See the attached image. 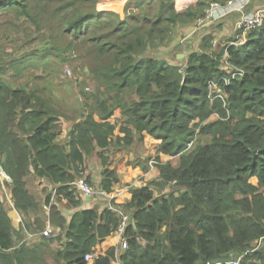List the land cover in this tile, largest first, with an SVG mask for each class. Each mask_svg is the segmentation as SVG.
<instances>
[{"label": "trees", "instance_id": "obj_1", "mask_svg": "<svg viewBox=\"0 0 264 264\" xmlns=\"http://www.w3.org/2000/svg\"><path fill=\"white\" fill-rule=\"evenodd\" d=\"M227 1L196 0L179 12L176 0H130L121 14L122 9L110 3L115 11L101 0H0V16L15 12L39 31L49 29L47 50L61 47L56 39L62 31L84 40L82 54L93 59L82 68L98 81L85 94L91 111L69 118L72 128L61 143L59 122L65 113L56 107V94L44 100L35 87L14 88L0 80V162L13 178L8 190L15 207L24 214L40 209L35 226L26 224L32 232L46 225L40 198L29 190L30 178L48 189L43 203L49 204L54 190L61 208L65 202L68 208L63 218L57 204L51 208L52 224L64 228L59 247H52L54 238L43 237L41 251L24 246L8 254L13 235L23 229L12 223L7 194L0 188V264H47L48 253L57 264H213L228 256L238 258V264H264V28L251 31L245 44L220 51H211L212 38L205 39L202 51L186 60L185 81L183 64L153 53L165 50L171 26L191 24L212 2ZM68 49L70 55L77 51L73 43ZM225 49L230 65L244 74L223 84L228 121L205 124L215 110H225L208 97V84L228 74ZM147 134L159 142L161 155H179V165L159 157L158 178L131 188L130 201L111 203L130 213L129 248L118 244L103 250L120 218L110 208L79 210L83 196L71 183L86 178L100 190L93 197L108 196L119 182L109 168L114 155L134 149ZM198 135L212 140L188 152ZM92 157L95 174L88 175L86 160ZM194 179L190 188L187 183ZM179 181L180 188L172 190ZM88 254L94 255L92 261L86 260Z\"/></svg>", "mask_w": 264, "mask_h": 264}, {"label": "rangeland", "instance_id": "obj_2", "mask_svg": "<svg viewBox=\"0 0 264 264\" xmlns=\"http://www.w3.org/2000/svg\"><path fill=\"white\" fill-rule=\"evenodd\" d=\"M103 1L108 7L118 11V9L113 8L111 4L116 5L117 8L123 9L126 6V3L130 0H101ZM110 1V2H109ZM183 2L185 0H182ZM196 0L193 2H188L184 7L179 6V0H176V9L179 12H185L190 6L194 4ZM133 10V9H131ZM123 14V11H118ZM51 14V13H50ZM150 16L153 17L156 14L154 9L153 12H149ZM52 15V14H51ZM50 16L47 15V19ZM0 21H4L5 24L0 25V80L7 81L9 86L11 85L14 88H18V86H26L28 85V89L35 87L36 90L40 92L42 99L48 100L51 98L50 93L54 92L56 94V99L58 103L56 107L59 110H62L65 115H62L60 118L59 124L63 126L64 131L63 135L58 138V141L63 143L67 142V134L69 133L72 128V120H69L72 116H75L77 113L85 112V115H88L91 111V100L88 98L87 95L94 90V85H98V81L92 78V75L86 69H83L82 66L89 60L93 59V56H85L82 53L85 52V46L87 43L84 40L77 41L73 37H70L65 31H62L56 42L61 47H53L50 50H47L48 47H44L46 41H48V37L50 36V31L47 28H44L42 31H39L37 27H35L29 20L24 17H17L15 12H5L0 16ZM142 22V20L140 21ZM196 22V21H195ZM143 23V22H142ZM174 26H171L169 32H167L165 44H169L174 37ZM103 31H106L103 28ZM163 42V41H162ZM161 40L158 44L162 43ZM70 43L76 45V50L74 53L70 55V51L68 46ZM217 42H213V49L211 51H220L216 47ZM43 47V48H42ZM43 50V51H40ZM155 50L153 53H156ZM164 55V54H163ZM78 56V57H77ZM163 57V56H162ZM224 55V68L227 71V63L228 59L225 58ZM68 67L72 70V74L68 73ZM218 82V81H215ZM105 88V87H104ZM103 89V88H102ZM107 88H105L106 90ZM35 90V91H36ZM85 91V93H84ZM32 95H36L32 94ZM60 97H59V96ZM130 97V95H126ZM38 97V96H37ZM208 97L211 101H219L222 103V106L225 110L220 111L215 110L211 117L206 122H217V121H225L227 122L228 119L231 117L230 109L228 106V97H226V106L221 99H211V94L208 89ZM39 98V97H38ZM42 104V102L40 103ZM118 112V111H117ZM218 114L219 116H216ZM84 115V116H85ZM81 118V117H80ZM112 122H116L117 118H112ZM204 124V123H203ZM121 125V124H120ZM119 125H116V133H119ZM141 136L137 134V137ZM212 140L210 136H201L198 135L194 141H192L188 147V152L192 151L197 143H209ZM156 146H151L150 149H154ZM157 149L153 150L152 152L156 151ZM170 157L169 160L171 163L178 158L180 162V156H168ZM95 157L90 159L87 158L86 164L88 165V171H92L93 162H95ZM150 163V162H149ZM173 164V163H172ZM151 166V163L149 164ZM158 174L159 168L156 166ZM154 169L151 168L149 171H153ZM88 174V172H87ZM89 175V174H88ZM30 177V176H29ZM118 177V176H117ZM88 183L89 180L84 178ZM154 179V176H153ZM119 180V178H118ZM255 184L257 183L258 179L254 178L251 179ZM29 181V190L40 198L41 202V215L43 216V220L46 222L48 219L51 218L53 212L51 209L53 204H57L59 210L62 212V218L65 217L63 215L68 214V208H61V205L57 201V196L55 195V191L52 190V198L49 204L43 203L42 200L46 198L49 191L44 187V185L37 184L36 181H32L30 178ZM77 179L73 182H76ZM72 182V183H73ZM93 188H96L94 184L89 183ZM179 186H174L172 190H178ZM75 189L79 193V189L76 186ZM97 189V188H96ZM99 192L100 190H96ZM40 194V195H39ZM37 210H32V216H36L31 222L28 221L29 226H35L33 222L39 216L37 214ZM19 211V210H18ZM60 211L55 212L57 215L61 214ZM9 212V211H8ZM22 216V212L19 211ZM24 220V218H23ZM13 223V221H12ZM14 224V223H13ZM52 224V222H51ZM52 226L55 228L53 235H54V244L52 245L53 248H57L61 244V234L64 230L62 226L59 228L53 222ZM29 230L25 228V234ZM16 236V233L14 234ZM111 237V236H110ZM108 238L106 242L103 243L102 248L107 249L110 248L112 245V241L114 237ZM111 244V246H110ZM110 246V247H109ZM118 246V245H115ZM46 248V247H44ZM14 250L17 247L13 248ZM8 252V251H7ZM51 253L46 255L47 264H57L51 257ZM237 261L233 260L232 262ZM231 262V263H232ZM36 264H46L45 261H39ZM237 264V263H233Z\"/></svg>", "mask_w": 264, "mask_h": 264}, {"label": "crops", "instance_id": "obj_3", "mask_svg": "<svg viewBox=\"0 0 264 264\" xmlns=\"http://www.w3.org/2000/svg\"><path fill=\"white\" fill-rule=\"evenodd\" d=\"M194 0H179V6L184 7L188 2H193ZM196 2V1H195ZM194 2V4H195ZM226 3V2H225ZM240 3L244 4L241 10L230 12L217 20L210 22L205 26L197 25L196 22L191 24H178L174 29V37L169 44H167L165 50L157 49V51L162 52L169 61L175 64H183V72L186 73L187 70L184 67H187L186 60L190 54L193 52L202 51L203 41L207 38H212L213 42H217V49L221 50L225 48L228 43L237 38V35L240 33L239 30V22L242 20L244 16L252 14L255 10L261 8L264 5V0H250L247 4L244 0ZM123 11V9H122ZM249 36V33H247ZM183 44V53L185 54L184 58H179L180 53L178 50V46ZM214 50V48H213ZM225 49V58H228L226 55ZM185 62V63H184ZM140 137V136H139ZM212 138V137H211ZM156 146L154 149H150L151 146ZM156 151L152 152L153 150ZM159 150V142L155 140L151 135H146L143 140H138L135 143V148L129 151H119L114 155L113 162L109 165V168L116 170V174L119 178V182L114 186L113 192L108 193V196L105 197H82V205L81 209L85 208H99L101 210L109 208L112 202L116 204H123L130 201V189L134 187H140L145 184V182L149 180H153L159 177L156 166H150L149 162L152 157L160 156L161 161L167 162L170 157L166 155H160ZM174 166L179 165L178 158L172 162ZM153 168V171H149ZM89 175L95 174L94 169L87 171ZM102 175L98 178L101 179ZM1 190L6 193V199H9V196L12 195L11 191L6 189ZM40 195V194H39ZM10 203V202H9ZM67 202L62 205V208H67ZM8 214L12 219L16 228H19L21 221L30 222L35 219L36 216H32L31 212L28 214L19 213L18 209L15 207L13 201L10 203ZM73 213L70 212V215ZM24 218V220H23ZM28 220V221H27ZM51 222L50 219L47 220ZM23 224V223H22ZM46 225L41 229L44 230ZM114 240L112 241V245H118V237L116 234L112 235ZM111 236V237H112ZM110 237V238H111ZM40 235L36 238H29L26 234L18 232L16 236L13 235L14 247H17L16 250L21 249L26 246L29 249H35V252L41 251V243L42 240L39 239ZM110 244V246H111ZM39 246V247H38ZM109 246V247H110ZM13 247V248H14ZM9 250L7 253H11L14 249ZM41 261V260H39ZM37 261L36 263H38ZM30 263L27 264H36Z\"/></svg>", "mask_w": 264, "mask_h": 264}, {"label": "built area", "instance_id": "obj_4", "mask_svg": "<svg viewBox=\"0 0 264 264\" xmlns=\"http://www.w3.org/2000/svg\"><path fill=\"white\" fill-rule=\"evenodd\" d=\"M241 1L242 0H229L226 3L212 2L209 8L205 11L204 15L200 16L197 19L196 21L197 25H199V27L205 26L210 22L217 20L218 18L230 12L241 10V8L244 6V4L240 3ZM244 1L247 4L250 0H244ZM260 28H264V5L261 8L255 10L252 14L244 16L242 18V20L239 22L240 33L237 35V38H235L233 41L228 43V45L239 46L245 44L248 39L247 33H250L251 31ZM226 55L229 56L228 51H226ZM226 65L228 70V74L226 75V77L222 78L219 82L211 81L208 84V89L211 94V99H221L223 100L225 106L227 102L226 101L227 95L225 94V89L223 87V84L229 85L232 79H236L244 74L243 70L232 67L229 62ZM68 73L72 74V70L68 69ZM216 116L219 115L216 114ZM12 183H13V178L9 173L6 172L3 164L0 162V186L2 187V189L7 190L8 185ZM71 185H73L74 187L77 186L79 191L84 196L91 197L96 193H98L94 190L95 188H93L83 177L77 179V181L71 183ZM103 193L106 194V192ZM9 199H10L9 202L12 203L13 201L12 195L9 196ZM109 208L113 212H115L120 218V222L115 234L119 240L118 241L119 247H121L123 250H127L129 248V242L126 236V227L130 219V213L127 210L112 204L110 205ZM54 230L55 228L52 226L50 222H48L46 228L43 230L41 234H43L46 237H53ZM27 236L29 238H36L37 236H39V234L28 231ZM93 259H94V255L92 254L86 255L87 261H92ZM232 263L238 264V260Z\"/></svg>", "mask_w": 264, "mask_h": 264}, {"label": "water", "instance_id": "obj_5", "mask_svg": "<svg viewBox=\"0 0 264 264\" xmlns=\"http://www.w3.org/2000/svg\"><path fill=\"white\" fill-rule=\"evenodd\" d=\"M183 47L184 45L183 44H180L178 46V50H179V53H180V57L179 58H184L185 57V54L183 53ZM185 70H187V67L185 66L184 67ZM187 77V73L184 74V81ZM255 156L257 155V151L254 152ZM197 179H194L192 182H188L187 184L190 186V188H192L195 183H196ZM180 184H183V182L179 181V182H176V186L180 185ZM234 259H238V258H235L233 256H228L226 258H219V259H215L213 261V264H220V263H231ZM204 264H211L209 262H205Z\"/></svg>", "mask_w": 264, "mask_h": 264}, {"label": "clouds", "instance_id": "obj_6", "mask_svg": "<svg viewBox=\"0 0 264 264\" xmlns=\"http://www.w3.org/2000/svg\"><path fill=\"white\" fill-rule=\"evenodd\" d=\"M197 21V20H196ZM226 94V93H225ZM212 122H214V121H212ZM207 123H211V122H205V124H207ZM199 131H200V129L199 128H196V133H199ZM158 152H159V150H158ZM161 155V154H160ZM160 156H155V157H152L151 158V161H150V163H151V166L153 167V166H156V164H157V162H158V158H159ZM152 161H153V163H152ZM80 192V191H79ZM99 193V192H98ZM80 194L82 195V196H84L81 192H80ZM94 196V195H93ZM93 196H91V197H93ZM50 222V221H49ZM23 223V224H22ZM51 223V222H50ZM21 224H22V229H23V231H21V233H24L25 234V228L26 229H28L27 228V226H26V222L25 221H21ZM20 224V225H21ZM46 226H47V221H46ZM30 232H32L30 229H28ZM43 232V230H40V231H38V233H36V234H41ZM43 237H46V236H44L43 234H41V236H40V238L39 239H43ZM54 237V236H53ZM53 237H46V238H53Z\"/></svg>", "mask_w": 264, "mask_h": 264}]
</instances>
